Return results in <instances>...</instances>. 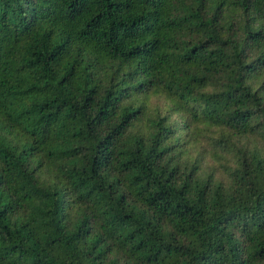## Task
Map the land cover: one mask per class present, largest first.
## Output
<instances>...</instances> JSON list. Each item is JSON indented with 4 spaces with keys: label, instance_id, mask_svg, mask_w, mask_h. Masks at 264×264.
Here are the masks:
<instances>
[{
    "label": "trees",
    "instance_id": "obj_1",
    "mask_svg": "<svg viewBox=\"0 0 264 264\" xmlns=\"http://www.w3.org/2000/svg\"><path fill=\"white\" fill-rule=\"evenodd\" d=\"M0 264H264V0H0Z\"/></svg>",
    "mask_w": 264,
    "mask_h": 264
},
{
    "label": "rangeland",
    "instance_id": "obj_2",
    "mask_svg": "<svg viewBox=\"0 0 264 264\" xmlns=\"http://www.w3.org/2000/svg\"><path fill=\"white\" fill-rule=\"evenodd\" d=\"M210 134H212V133H210V132H208V131H206V130H204L202 128L201 129H198L196 131V137H197V139L202 140V142L204 144L206 143V138H203V137L204 136H208ZM198 148H200V147H198ZM198 148L193 152V154H196L197 153Z\"/></svg>",
    "mask_w": 264,
    "mask_h": 264
}]
</instances>
